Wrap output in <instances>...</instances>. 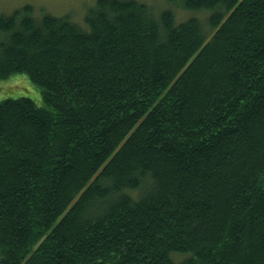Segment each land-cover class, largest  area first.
Listing matches in <instances>:
<instances>
[{
  "label": "trees",
  "instance_id": "1",
  "mask_svg": "<svg viewBox=\"0 0 264 264\" xmlns=\"http://www.w3.org/2000/svg\"><path fill=\"white\" fill-rule=\"evenodd\" d=\"M0 16V264H264V0Z\"/></svg>",
  "mask_w": 264,
  "mask_h": 264
},
{
  "label": "rangeland",
  "instance_id": "2",
  "mask_svg": "<svg viewBox=\"0 0 264 264\" xmlns=\"http://www.w3.org/2000/svg\"><path fill=\"white\" fill-rule=\"evenodd\" d=\"M146 4L153 12L172 9L177 21H184L192 13L182 6L169 3V0H138ZM97 0H0V16H9L29 6L33 16L55 15L69 17L73 22L85 25V16L96 6ZM29 97L38 106H44L40 87L27 74L14 73L7 79H0V102L9 98Z\"/></svg>",
  "mask_w": 264,
  "mask_h": 264
}]
</instances>
